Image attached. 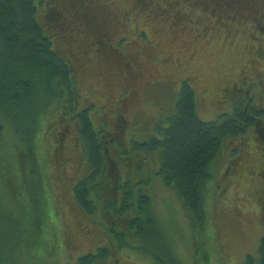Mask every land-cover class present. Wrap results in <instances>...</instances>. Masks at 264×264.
Segmentation results:
<instances>
[{
    "label": "trees",
    "instance_id": "trees-1",
    "mask_svg": "<svg viewBox=\"0 0 264 264\" xmlns=\"http://www.w3.org/2000/svg\"><path fill=\"white\" fill-rule=\"evenodd\" d=\"M151 1L131 0V8L124 15L133 13L139 18L144 14L146 26L157 20L158 24L169 29L172 40L178 43L182 41L183 34L194 36V39L205 36L204 28L202 33L194 31L197 30L195 28L187 30L189 24L198 28V18L194 19L193 13L214 19L221 15L227 24L238 25L243 32L249 31L250 27V30L258 31L255 35L250 31L248 36L264 55V36L259 42L255 41L260 32L253 24L257 18L251 16L247 3L242 0H229L224 6L215 4V0H166V3L160 0L155 6ZM249 2L255 3L256 0ZM261 2L264 7V0ZM181 6L182 10H178ZM102 9L103 6H95L92 0H0V217L18 226L15 234L29 231V225L35 220L32 214L40 215L47 228L53 225V211L48 212L45 201L41 200L45 198V179L40 172L44 160L35 147L36 140L49 130L53 132L49 146L56 153L53 158L57 164L63 165L61 168L66 166L62 156L69 140L80 151L89 169L70 192L75 205L72 203L69 212L74 213L76 231L85 235L91 233L94 224H88L80 216L95 214L99 204L103 216L111 219V227L104 228L100 240L116 244V247L126 244L129 248L136 246L141 251H153V254L155 251L158 254L154 257L156 264H184L175 254L166 226L149 211L147 189L144 191L140 184H132L131 174L139 175L148 166L146 160L151 156L157 157V177L178 199L195 234L204 229L201 240H210L212 244L215 239L209 236L208 228L212 222L210 198L216 173L214 165L226 140L243 137L253 126H257L254 131L263 140L260 131L264 132V104L254 105V99L247 92L239 96L241 91L233 84L223 94L226 98L230 94L228 99L232 102L235 98L236 105L216 121L203 122L197 112L198 97L190 80L184 78L177 85L173 102L163 106L162 110L166 111L164 118L157 119L158 123L155 120L158 125L152 137L145 138L146 134L140 135V131H130L128 141H115L109 136L107 124L99 115L96 118L99 107L82 96V86H85L90 99L93 96L102 99L96 84L88 83L97 78V74L88 72L89 62L94 61L107 71L111 67L117 69L124 62L128 69L127 77L133 78L144 73L138 74L133 67L141 71L144 67L143 64L138 67L132 57L118 55L113 46L116 37L111 32L106 31L105 41L95 38L98 25L103 23ZM78 34H83V38H77ZM140 35L145 39L144 32ZM184 40L186 44L187 40ZM114 45L120 46L121 42ZM133 45L128 43L127 47ZM258 55L255 63H258ZM161 61L158 59L159 63ZM258 66L256 64V68ZM258 74L264 75V72ZM156 84L158 80L154 77L145 87L151 85V88ZM257 86L262 87L261 84H253V87ZM167 87H171L170 82ZM262 94L264 92H260ZM119 97L116 113L123 117V108L130 109L132 104L126 106L128 103H124L126 99H122V93ZM141 100L146 105L145 99ZM164 100L169 102L170 98L165 97ZM8 135L15 141L18 156L6 139ZM257 136L256 141L260 145ZM32 139L28 151L26 148L29 146L25 144H30ZM241 143L233 146L234 155H240ZM26 151L33 155L38 172L33 177L36 181L34 195L41 199L36 202L29 192L24 173L25 168L27 170L23 159ZM115 155L121 157V161L118 162ZM228 155L231 157L230 152ZM261 156L264 159V152ZM121 168L128 174L125 178L120 174ZM257 175L261 180L264 178V161ZM261 193H264V187ZM260 200L264 202L263 194ZM41 231L42 227L40 231L38 228V233ZM38 236V251L42 252L47 247L51 254V243L44 240V234ZM3 238L0 234V242ZM56 239L59 240L55 234L53 242L56 243ZM194 240L197 245L195 251H198L199 239ZM13 248L14 245L11 251ZM94 250L79 257L76 264H98L113 253L102 246ZM242 264H264V236L259 239L256 255H248Z\"/></svg>",
    "mask_w": 264,
    "mask_h": 264
},
{
    "label": "rangeland",
    "instance_id": "rangeland-1",
    "mask_svg": "<svg viewBox=\"0 0 264 264\" xmlns=\"http://www.w3.org/2000/svg\"><path fill=\"white\" fill-rule=\"evenodd\" d=\"M92 1L95 6L104 7L100 10L103 23L98 25L99 29L95 38H102L105 41L106 31L111 32L110 34L116 37L113 46L118 55L124 58L132 57L138 67L140 64L144 67L143 71L133 67L138 74L144 72L140 77L133 78L127 77L128 69L124 62L117 69L111 67L108 71L99 68L94 61L89 62L88 72L97 74V78H90L88 83L96 84L102 99L95 96L90 99L85 86H82V96L84 100L93 101L99 107L100 111L96 118L99 115L107 124L109 136L115 141H122V139L128 141L131 137L128 134L130 131H140V135L146 134L145 138L152 137L155 126L158 125L157 119L160 120L166 115V111L162 110L163 106L173 102L177 95V85L184 78L190 80L189 83L198 97L197 112L203 122L216 121L222 114L230 112L233 105H236L235 98L232 102L228 99L231 97L230 94L227 98L223 94L233 84L236 85L237 90L241 91L239 96L247 92L252 100L254 99V105L264 104V94L260 95V92H264V75L258 74L264 72V55L258 51L259 46L252 44L248 36L250 31H253L254 35L258 33L255 29L250 30V27L249 31L246 29L243 32L240 26L227 24L226 19L221 15H219L220 18L214 19L202 13H193L194 19L198 18V28L189 24L187 30L195 28L197 30L194 31L202 33L204 28L205 36L194 39V36L183 34L180 39L182 41L178 43L172 40L169 29L163 24H158L157 20L151 23L152 25L146 26L144 14L139 15V18H136L133 13L124 15L131 8V0ZM242 1L247 3L251 16L257 18V22L253 21V24L260 29L257 34L259 37L255 38V41L259 42L264 36L263 2L261 0H256L255 3H250V0ZM151 2L155 6L160 0ZM214 3L224 6L229 3V0H215ZM182 7L178 10H182ZM142 32L146 36L145 39L141 38ZM79 36L80 39L83 38V34H78L77 38ZM183 38L187 40L186 44ZM119 41L120 46L114 45ZM128 43L134 45L127 47ZM257 54H259L258 63H255ZM158 59L162 61L159 63ZM250 62L255 65L252 66ZM256 64L259 65L257 68ZM110 74L113 76L109 78ZM154 77L158 80V84L151 88V85L145 87L146 83H150V79ZM169 82L170 88L167 87ZM253 84H261L262 87H253ZM121 93L122 99H126L124 103H128L126 106L132 104L130 109L123 108L121 111L123 117L116 113V101ZM165 97L170 98L169 102L164 100ZM142 98L145 99L146 105L142 103ZM256 128L253 126L241 138L226 140L214 165L216 173L212 198H210L212 222L208 228L209 236L215 239L212 244L210 240L208 242L201 240L204 229L203 232L199 231L195 234L178 199L157 177L156 172L159 167L157 157H149L146 160L147 168L144 167L139 175L131 174L132 184L135 182L141 185L142 190L147 189L146 192L150 197L148 198L149 211L153 213L155 219L158 217L166 226L173 241L175 254L184 264H242L248 255H256L259 239L264 236V202L260 200L262 194L264 196V193H261L264 178L261 180V177L257 175L264 161L261 156V152H264V132L260 131L263 134L262 140L261 135L257 136L254 131ZM52 135L53 132L48 130L43 137L36 140L35 147L44 160L40 172L45 179V198L38 199L45 201L48 212L53 211V225H48L47 228L40 215L35 216L31 213L35 219L29 225L31 228L23 227H29V231L15 234L18 226L12 225L1 216L0 234L4 238L0 242L2 243L0 264H76L79 257L92 252L99 246L106 247L113 253L108 255V259L98 264H156L154 257L158 254H155V251L153 254V251H141L136 246L129 248L126 244L116 247V244H108L107 241L100 240L103 237L104 228L111 227V219L103 216L99 204L96 206L95 214L84 218L80 216L88 224H94L91 233L85 235L76 231L74 213L69 212L74 202L70 192L76 182L87 175L89 169L86 168L87 163L83 157L81 158L80 151L69 140L66 141L65 155H61L66 166L61 168L63 165L57 164L53 158L56 153L51 151L49 146V142L53 140ZM256 136L260 139L261 151ZM6 139L14 147L18 156L13 138L8 135ZM32 141L33 139L30 144H25L29 146L25 147L28 151ZM240 142H242L239 145L240 155H234L232 148L237 147ZM229 152L231 157L228 155ZM236 152L238 153L237 150ZM32 158L33 155L27 151L23 154L27 165V170L26 168L24 170L27 186L30 194L34 195L36 181L33 177L38 172ZM121 159L116 156L118 162ZM120 174L123 178L128 175L122 168ZM143 179L148 181L144 182ZM32 198L35 202L38 201L36 195ZM32 206L34 207L33 204ZM41 227L42 231L38 233V228L40 231ZM40 234H44V240L51 243V254L47 251V247H44L42 252L38 251L37 240ZM55 234L59 238L58 241L56 239V243L53 242ZM196 238L199 239L198 251H195L197 245L194 239ZM216 243L217 246H215ZM61 244L64 246L60 247ZM12 245H14L13 251H11Z\"/></svg>",
    "mask_w": 264,
    "mask_h": 264
}]
</instances>
